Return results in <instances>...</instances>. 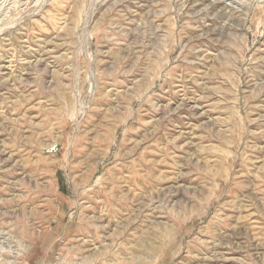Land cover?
I'll use <instances>...</instances> for the list:
<instances>
[{"label": "rangeland", "instance_id": "obj_1", "mask_svg": "<svg viewBox=\"0 0 264 264\" xmlns=\"http://www.w3.org/2000/svg\"><path fill=\"white\" fill-rule=\"evenodd\" d=\"M0 264H264V0H0Z\"/></svg>", "mask_w": 264, "mask_h": 264}]
</instances>
